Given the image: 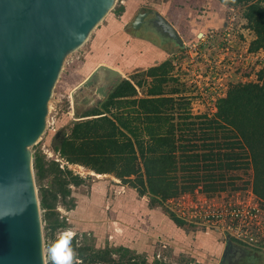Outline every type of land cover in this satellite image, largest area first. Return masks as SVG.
<instances>
[{"label": "trees", "instance_id": "obj_1", "mask_svg": "<svg viewBox=\"0 0 264 264\" xmlns=\"http://www.w3.org/2000/svg\"><path fill=\"white\" fill-rule=\"evenodd\" d=\"M218 1L227 8H243L246 28L255 36L249 52L264 51V0ZM195 9L201 14L200 8ZM116 11L121 15L124 8ZM206 20L198 23L210 24L202 33L220 28L213 15ZM197 37L186 36V40L191 43ZM172 68L173 62L168 60L142 72L151 79L144 97H139L138 87H143L145 80L135 82V75L132 80L124 79L112 87L106 100L87 111V119L73 124L58 148L60 155L69 164L82 165L97 174L114 175L140 197L149 196L150 204L145 203L138 214L145 223L157 205L169 213L176 225L186 226L167 210V200L193 193L200 183L204 184L203 193L224 191V186H219L224 184L227 174L242 167L252 171V192L264 203V66L253 81L232 84L222 97L215 98L214 114H194L188 108L190 99L180 95L181 91L166 90ZM59 165L46 160L44 155H34L35 175L40 179L54 175V186L43 189L40 200L41 209L49 211L43 221H49L47 229L51 231L66 227L53 213L56 203L61 198L62 203L74 208L70 186L85 184L83 178ZM216 171L222 174L217 175ZM131 199L134 203L140 201L136 195ZM122 209L127 216L132 211L129 206ZM76 240L77 237L72 242L63 238L51 245L59 264H68L59 255L61 243H71L77 251L76 258L72 257L74 262L82 259L104 264H150L146 256L123 247L93 250L86 255L89 249L79 247ZM165 263L156 259L153 264ZM50 264H55L54 260Z\"/></svg>", "mask_w": 264, "mask_h": 264}, {"label": "water", "instance_id": "obj_2", "mask_svg": "<svg viewBox=\"0 0 264 264\" xmlns=\"http://www.w3.org/2000/svg\"><path fill=\"white\" fill-rule=\"evenodd\" d=\"M117 0H0V264H48L32 149L46 137L49 103L68 57L83 47ZM148 13L132 23L136 30ZM150 24L176 49L186 41L155 12ZM126 79L100 64L79 86L104 100ZM227 239L226 252L234 248Z\"/></svg>", "mask_w": 264, "mask_h": 264}, {"label": "rangeland", "instance_id": "obj_3", "mask_svg": "<svg viewBox=\"0 0 264 264\" xmlns=\"http://www.w3.org/2000/svg\"><path fill=\"white\" fill-rule=\"evenodd\" d=\"M122 1L123 0H117L115 8L109 13L107 18L100 24V26L95 29L87 43L78 51L71 54L65 62L61 76L56 84L52 99L49 103L46 137L32 149L33 160L34 155L39 153L41 155H44L46 160L54 161V157H50L51 153H59L58 148L61 145V141L67 134L70 133L73 124L83 119H87V117H84L85 114L90 108L94 106L93 102L99 99V97L94 93L95 88L80 91L79 86L96 68V63L100 59V54L105 51V46L97 47L96 50H93V43L94 39L97 37V33L108 23V21H110L112 17L118 15L116 10L124 6ZM140 8L141 9L139 10V12H142L145 9V7ZM243 11V8L240 7L233 9L232 7H229L228 9H221L222 14H220L225 17L226 21L219 29L220 32L223 33L225 31L226 25L227 27L230 25L228 28H233L232 43L234 50L238 51L239 53L241 52L245 54V51L249 47L244 44V41L246 40V37L250 36V34L246 31L242 32V29H244L246 26L243 24ZM131 27V25L128 27V31L130 33L132 32ZM217 36H215V39L211 42L210 46H202L201 55L194 58L192 57L193 60L190 59L191 55L187 54V51L188 53L190 51L189 49H186L185 51L177 49L178 52H182L181 57L173 63V68L169 75V77H171V81L167 84L166 90L169 91L178 89L179 91H181L180 95L187 97L188 100L190 99V105L188 108H190L191 112L194 114H214L215 112L213 107L214 101H212L215 99H213L212 97L216 95H212L210 99V95H207L208 93H206L207 87L209 86L207 84V82H209L208 76L206 75H209L211 71H216L217 69L219 73L228 71L226 72L229 73L227 79L230 81L223 83L224 89L227 87L229 89V86H231L232 84H237L241 81L251 82L257 77L255 66L258 65L256 64L258 63V59L256 61L249 59L248 62L244 61L241 64L237 63L236 61H223L224 64H215L214 60H217L221 57L220 52H222V46L223 44H225L224 42L220 41L219 35ZM186 41V44L188 43L187 45H189L190 43L188 42V40ZM240 41H242V43L238 44V42ZM116 51L119 50H113L112 53L115 55ZM123 54H121L122 59H124ZM260 58L264 62V51L260 54ZM190 60H192L193 62H191ZM211 60L213 61L212 63H210ZM154 65L156 64H153L152 66ZM224 65L226 67H224ZM149 68H151V65H149V67L148 65L141 66V64L139 63L131 70L128 69V71L125 72L126 79L132 80V78H134L133 76L135 75V82H137L138 80H145L144 86L138 87L139 97H144L146 95L147 88L151 83V79H147L144 75H142V72L146 71ZM197 75L205 76V78L201 79L205 84L198 83V80L200 79H198ZM47 153H49L50 155H47ZM80 167L84 168L85 172H81ZM65 169L67 168L65 167ZM70 170H72L74 174L83 178L85 184L81 186H70L71 197L75 202L74 208H70L69 205L66 206L64 203H62L61 198L56 203L53 213L59 216L60 220L63 221L64 224H66V227L64 226L62 229L51 231L50 229H47L49 221H43L46 247L49 248V254H47L48 264H50L49 260L53 257L50 248L51 245L54 244L57 240L63 238L69 242H72L77 237L76 243L78 244V246H86L89 249L86 252V255L92 254L93 250H104L107 247L115 248V240L109 237L107 233H105L106 229L104 226H98V229L95 232L91 230L88 231L87 229H84L83 226H81V224L90 221V217L85 213H81L80 210L84 205H87L89 203L95 188H98L99 194H104L103 198L106 206V211H108L107 213L109 216V220L111 219V214L115 212L116 208H120V204L122 203H120L119 200L123 198L127 200V197H124L126 196L125 193L127 192L133 193L140 201H145L147 204H150L151 201L149 196H138L137 192H135L134 189L129 187V185L122 183L121 180L117 179L112 174H97L91 169L77 164H71ZM216 174L219 175L222 173H220L219 171L217 173L216 171ZM217 179L219 180L220 177L217 176ZM252 179V171L250 169L247 170L242 167L227 174V177L223 182L224 184L219 186V188H223L224 186V191L212 194L203 193L201 189L204 188V184L200 183L199 186L195 188L193 193L187 192L184 194L190 193L191 197H196L197 195H205L207 197L213 196L214 199L219 202H224L231 199H237L238 201L242 202L250 200L252 197L253 199L257 197L254 193L252 194ZM36 182L39 190L40 200H42V190L50 188L55 184L54 175H49L44 179H40L36 175ZM77 187L81 188L80 191L77 190ZM48 199H52L50 194L48 195ZM155 207L157 209L159 208V206L157 205ZM48 213V209L42 207L43 218H45L46 214ZM97 216L98 214H95L93 218L98 220L99 217ZM107 222H109L110 224V221ZM64 233L69 236L73 234L74 238L68 239L66 236H64ZM221 238L223 239V241L226 239L223 235ZM58 250L60 251L59 255L63 256L64 260H66L68 264H75L73 260L74 258L72 257L74 256L76 258L77 251L73 250L71 243H61ZM70 253L72 255H70ZM180 259L181 262L184 260L190 261L191 257L185 255L180 257ZM256 259L257 257L254 258L252 264L257 263V261H255ZM259 259L258 261H261V259ZM167 263L170 264V261H168Z\"/></svg>", "mask_w": 264, "mask_h": 264}, {"label": "crops", "instance_id": "obj_4", "mask_svg": "<svg viewBox=\"0 0 264 264\" xmlns=\"http://www.w3.org/2000/svg\"><path fill=\"white\" fill-rule=\"evenodd\" d=\"M122 2L124 4L122 6L124 8L123 13L112 17L99 30L97 37L94 39L93 50L105 46V51L103 50L104 52L100 54L96 67L100 64H106L118 69L124 75H126L125 72L128 69L131 70L139 63L141 66L148 65L149 67L151 65L153 67V64L157 66L168 60L174 63L181 57L182 52H178L174 44L161 40L154 32L150 20L154 18L155 12L166 17L186 41V36H199L203 30L209 29L210 24L208 23H203V26L199 25L202 20L207 22L208 15H213L216 18V23L218 22L217 24L221 27L226 21L225 17L221 15V9H228L218 0H123ZM140 7H145V9L139 12ZM197 7L200 8L199 12L201 14L195 9ZM140 13H148L144 19V24L138 30L131 27L132 32L130 33L128 27L132 26ZM243 20V24L246 25L245 19ZM244 31L250 34L244 41V44L249 47L255 36L246 26L242 29V32ZM240 43L242 41L238 42V44ZM113 50L119 51H116L114 55ZM122 52H125L124 59L120 54ZM80 189L77 187V190L80 191ZM125 194L124 197H127V200L124 198V201L123 199L119 200L122 204H120V208H116L115 212L111 214L109 220L103 198L104 194H99L98 188H95L91 200L87 204L88 207L84 205L80 210L81 213H85L90 217V221L80 223L81 226L94 232L97 231L98 226H104L105 233L115 240V248L123 247L146 256L150 264L156 261V254L161 251V245L164 243L169 246L168 250L164 251V256L170 261V264H222L224 262H222V258L226 252L227 239L223 241L220 233L194 231L188 226L180 227L171 220L169 213L162 207L155 208V213L151 216L148 215L145 223L143 219L139 218L138 214L146 202L137 201L134 203L131 199L134 194L130 192ZM124 206H129L134 214L130 211L131 213L127 216L123 209L120 210ZM95 214H98V220L93 218ZM107 221H110V224ZM234 245L236 247L239 244L234 242ZM243 247L248 252L247 256H250L245 264H252L256 257V264L264 262L263 251ZM185 255L190 256L191 260L181 262L180 257ZM259 257L261 261H258ZM167 262L165 264H169Z\"/></svg>", "mask_w": 264, "mask_h": 264}, {"label": "built area", "instance_id": "obj_5", "mask_svg": "<svg viewBox=\"0 0 264 264\" xmlns=\"http://www.w3.org/2000/svg\"><path fill=\"white\" fill-rule=\"evenodd\" d=\"M226 25V24H225ZM229 25V24H228ZM230 26V25H229ZM228 26V27H229ZM226 25L225 31L222 33L220 29H211L205 33H200L197 40L191 42L189 45L186 44V48L189 49V53L193 60L194 57L201 55V47L206 45H211L214 41L215 36L219 35L220 41L224 42L222 46L221 57L214 60L215 64H224L223 61H236L237 63L248 62L249 59L257 62L255 67L258 72L264 66L263 60L260 58V54L263 52L251 53L249 49L245 51V54L239 53L234 50L233 47V28H228ZM218 37V36H217ZM187 56V55H186ZM193 57V58H192ZM230 57V58H229ZM190 60L191 62H193ZM213 61L211 60L210 63ZM224 67H226L224 65ZM228 69V67H227ZM218 70V69H217ZM211 71L208 76L209 85L207 87V95H216L212 98L222 97L225 94L224 82L227 81L229 73L218 71ZM247 70V69H246ZM226 73V74H225ZM198 83L202 84V78L205 76L197 75ZM257 78V77H256ZM255 78V79H256ZM205 84V83H203ZM223 94V95H222ZM211 99V98H210ZM211 101V100H210ZM214 101V100H212ZM53 154V155H52ZM47 155H50L47 153ZM54 158H53V157ZM50 157L60 164L62 169L71 168L69 164L60 153H51ZM73 165V164H72ZM82 168V167H80ZM199 191V190H197ZM253 194V192H252ZM191 194H182L178 197L171 198L165 203V207L169 210L175 217L180 219L185 223L186 226L193 227L199 231H214L223 235L226 239H231L233 242L264 252V203L255 197L246 201L227 200L224 202H219L214 197H207L205 195L200 196H190ZM68 239H73L74 235H66ZM166 243L161 245V251L156 254V259L163 260L167 262V258L164 256V251L168 249ZM46 254H49V248H46ZM54 260L55 264H59V259L57 257H52L49 263ZM48 263V261H47ZM76 264H104L101 261H84L82 259H76Z\"/></svg>", "mask_w": 264, "mask_h": 264}, {"label": "flooded vegetation", "instance_id": "obj_6", "mask_svg": "<svg viewBox=\"0 0 264 264\" xmlns=\"http://www.w3.org/2000/svg\"><path fill=\"white\" fill-rule=\"evenodd\" d=\"M95 93V91H94ZM96 95V94H95ZM109 95V93H108ZM107 95V97H108ZM97 97V96H96ZM99 97V96H98ZM107 97L104 99L106 100ZM104 100L99 99L97 101L93 102V107H96L100 104V102H103ZM244 247L241 245H237L236 247H234L232 250L228 251L224 262L222 264H245L247 259H250V256H247V250L243 249Z\"/></svg>", "mask_w": 264, "mask_h": 264}, {"label": "bare ground", "instance_id": "obj_7", "mask_svg": "<svg viewBox=\"0 0 264 264\" xmlns=\"http://www.w3.org/2000/svg\"><path fill=\"white\" fill-rule=\"evenodd\" d=\"M81 172H85V169L84 168H81ZM70 234V233H69ZM72 234V233H71Z\"/></svg>", "mask_w": 264, "mask_h": 264}]
</instances>
